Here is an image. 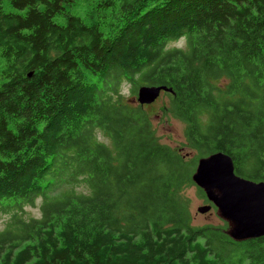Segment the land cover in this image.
Masks as SVG:
<instances>
[{"label":"trees","instance_id":"16d2710c","mask_svg":"<svg viewBox=\"0 0 264 264\" xmlns=\"http://www.w3.org/2000/svg\"><path fill=\"white\" fill-rule=\"evenodd\" d=\"M76 2L0 0V264H264V236L194 223L184 193L219 151L264 181V0ZM143 85L170 89L189 158L133 100Z\"/></svg>","mask_w":264,"mask_h":264},{"label":"water","instance_id":"95a60500","mask_svg":"<svg viewBox=\"0 0 264 264\" xmlns=\"http://www.w3.org/2000/svg\"><path fill=\"white\" fill-rule=\"evenodd\" d=\"M166 86L143 85L137 93L138 103L152 104ZM209 204L198 207L206 212L213 206L217 215L228 223L226 233L240 242L264 236V181H255L235 173L232 157L214 152L199 158L192 175Z\"/></svg>","mask_w":264,"mask_h":264},{"label":"rangeland","instance_id":"374dc122","mask_svg":"<svg viewBox=\"0 0 264 264\" xmlns=\"http://www.w3.org/2000/svg\"><path fill=\"white\" fill-rule=\"evenodd\" d=\"M76 4L74 7L69 8V10L75 14L80 15L81 17L88 18L91 15V3L94 0H76ZM8 0H4L5 3V10L7 11H13V7L11 5L7 4ZM108 12V10H107ZM105 17V16H104ZM102 18V20H106L107 22L110 21L111 16H107L105 18ZM104 26V24H103ZM108 27V26H105ZM185 40L181 38L179 41L171 42L170 46H184ZM122 91L125 95L130 94V84L125 83ZM161 95V94H160ZM133 100L137 101V95L132 96ZM164 101V98L162 96H159L155 102L151 104L150 107H148V112L153 117V123L155 126V129L157 132L161 135L162 141L166 142L167 144L171 145L172 147L181 149L184 155L189 158L193 153L190 151V149L182 146V143L184 142V136H183V130H184V124L176 119L170 118L166 119L162 117V112H160V106L162 102ZM150 105V104H146ZM101 139H104L103 137ZM187 153V154H186ZM189 154V155H188ZM64 187V186H63ZM83 186H79V189H82ZM61 188H57L54 192L60 191ZM62 190V189H61ZM185 195L189 198L190 208L192 211V214L194 215V223L196 224H204V223H214L218 224L222 220L216 213V210L210 209L206 212H199L198 207L204 205V201L202 200V197L199 195L198 192V186H190L186 187ZM41 198H38L36 207H30L26 206V216H40V204H41ZM12 214L11 213H4L0 212V230L3 229L6 224L10 221ZM221 219V220H220Z\"/></svg>","mask_w":264,"mask_h":264},{"label":"clouds","instance_id":"9594fccd","mask_svg":"<svg viewBox=\"0 0 264 264\" xmlns=\"http://www.w3.org/2000/svg\"><path fill=\"white\" fill-rule=\"evenodd\" d=\"M212 208H213V207H212ZM212 208H211V209H212Z\"/></svg>","mask_w":264,"mask_h":264}]
</instances>
